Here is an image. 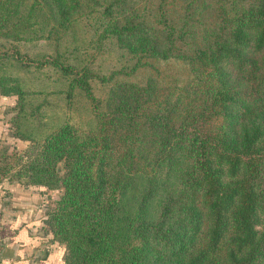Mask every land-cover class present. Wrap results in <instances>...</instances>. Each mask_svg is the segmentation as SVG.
<instances>
[{"label":"trees","instance_id":"1","mask_svg":"<svg viewBox=\"0 0 264 264\" xmlns=\"http://www.w3.org/2000/svg\"><path fill=\"white\" fill-rule=\"evenodd\" d=\"M0 96L65 264H264V0H0Z\"/></svg>","mask_w":264,"mask_h":264},{"label":"crops","instance_id":"2","mask_svg":"<svg viewBox=\"0 0 264 264\" xmlns=\"http://www.w3.org/2000/svg\"><path fill=\"white\" fill-rule=\"evenodd\" d=\"M0 183V264H65L63 245L43 226L45 189Z\"/></svg>","mask_w":264,"mask_h":264},{"label":"rangeland","instance_id":"3","mask_svg":"<svg viewBox=\"0 0 264 264\" xmlns=\"http://www.w3.org/2000/svg\"><path fill=\"white\" fill-rule=\"evenodd\" d=\"M14 105V98L11 97H3L0 96V147H7L9 150H18L19 152L23 151L25 147L28 145L26 141H21L12 136V128L9 122V118L13 114L12 107ZM57 170L59 173L62 172L61 163L57 165ZM4 182L2 185L4 186ZM1 184V183H0ZM0 185V190H1ZM42 189V188H41ZM43 203L41 204V212L43 213L45 219V212L47 210V206L49 201L54 200L58 197L59 191L58 190H43ZM43 219V226L46 230L47 227L44 224ZM49 231V230H48ZM50 232V231H49Z\"/></svg>","mask_w":264,"mask_h":264}]
</instances>
